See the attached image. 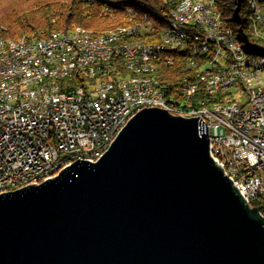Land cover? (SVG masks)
Wrapping results in <instances>:
<instances>
[{"label": "water", "instance_id": "1", "mask_svg": "<svg viewBox=\"0 0 264 264\" xmlns=\"http://www.w3.org/2000/svg\"><path fill=\"white\" fill-rule=\"evenodd\" d=\"M0 264H264V215L196 117L145 108L97 161L0 193Z\"/></svg>", "mask_w": 264, "mask_h": 264}, {"label": "bare ground", "instance_id": "2", "mask_svg": "<svg viewBox=\"0 0 264 264\" xmlns=\"http://www.w3.org/2000/svg\"><path fill=\"white\" fill-rule=\"evenodd\" d=\"M82 1L87 5L93 4L89 0ZM205 9L209 11V20L207 28H203V37H211V30L223 32L229 38L226 51L239 48L247 59L246 62H236V65L234 61L218 63L221 58L220 49H213L208 53V45H200L196 55H183L184 70L192 71L194 77L190 74L182 77L180 85L184 89L179 87L178 92L186 101L194 99L199 91L204 93L206 98L199 100V105L183 106L170 102L165 97L164 86L156 74L160 63L168 59L170 61L169 57L175 54H151L150 57L116 54L122 51L163 49L165 43L166 49H173L170 38H179L178 28H196L197 22H204V15L196 12ZM249 11L250 35L255 41L262 43L261 46L240 41L215 10L214 0H177L170 13L174 17L172 20L168 18L167 26L161 29H153L154 26L145 21L144 25L143 22H135L104 31L73 27L41 37L23 36L13 40L0 36V113L24 112L26 108H33L36 103L56 105L64 102L65 109H73L85 102V97H90L97 100L128 101V108L137 107L132 116L151 107L197 119L211 118V113L214 112L230 115L245 105L248 95L264 94V24L258 20L264 23V0H249ZM191 15H195V19L187 20L186 16ZM64 43H71V48H59ZM47 48H58L57 56L50 57ZM78 52L101 55L86 53L85 57L77 58ZM21 57L28 58L23 60ZM255 60L262 62V68H252ZM215 65L217 72H222V79L228 80V85L222 90L221 87H212L219 85L221 74L207 73ZM226 70L231 71L225 72ZM78 72L94 78V84L75 89L69 94L62 92V80ZM205 77L206 80H202ZM238 95H243L244 100H240ZM132 116H125L121 129ZM198 131L200 134V124ZM117 135L111 134L104 146L91 156V162L97 161L105 153ZM64 168L66 167L43 176V181L56 176ZM29 185H37V179H30ZM19 188L21 187L9 191Z\"/></svg>", "mask_w": 264, "mask_h": 264}, {"label": "built area", "instance_id": "3", "mask_svg": "<svg viewBox=\"0 0 264 264\" xmlns=\"http://www.w3.org/2000/svg\"><path fill=\"white\" fill-rule=\"evenodd\" d=\"M89 1L94 4L98 0ZM196 14L204 15V22H197L196 28H190L194 30L191 35L187 34L188 27L178 28L179 38H170V41H173V49H166L165 43L163 49L122 51L116 54L147 57L151 54L196 55L200 45H208V53L213 49H220L221 58L218 63L234 61L236 65V62H246L247 58L239 48L226 51L229 38L223 32L211 30V37H203L209 11L197 10ZM173 17L174 15H169V20ZM186 17L187 20L195 19V15ZM59 48H71V43H64ZM57 49L47 48L50 57L57 56ZM86 53L93 52H78L77 58L85 57ZM96 55L101 54H94ZM27 58L21 57L23 60ZM217 65L207 73L221 74L219 85L212 87H221L222 90L228 85V80L222 79V72H217ZM262 66V62L255 60L252 68ZM202 80H206V77ZM180 87L184 89V86ZM136 110L137 107L128 108V101L85 97V102L73 109H65L64 102L56 105L36 103L33 108H26L24 112L0 113V193L27 186L30 179H37L39 184L43 182V176L54 174L56 169L67 167L76 161L91 162V156L104 146L111 134L120 132L125 116H132ZM198 124L200 134L208 133L211 154L224 169L225 176L236 182L246 203L260 207L262 213L264 94H250L246 97L245 105L230 115L214 112L211 113V118H198ZM220 128L224 130V134L211 135L212 129Z\"/></svg>", "mask_w": 264, "mask_h": 264}, {"label": "trees", "instance_id": "4", "mask_svg": "<svg viewBox=\"0 0 264 264\" xmlns=\"http://www.w3.org/2000/svg\"><path fill=\"white\" fill-rule=\"evenodd\" d=\"M176 2L177 0H98L87 5L82 0H15V6L0 7V36L16 40L23 36H46L53 31L72 27L100 31L145 21L154 28L161 29L167 26ZM214 8L240 41L262 45L250 35L249 0H214ZM186 31L188 35L194 32L190 28ZM169 58L170 61L168 59L160 63L156 74L164 86L165 97L168 101L183 106L199 105V100L206 98L204 93L199 91L194 99L186 101L178 92L182 77L194 74L184 70V56L175 54ZM94 82V78L78 72L62 80L60 86L62 92L69 94ZM262 213L264 215V209Z\"/></svg>", "mask_w": 264, "mask_h": 264}, {"label": "rangeland", "instance_id": "5", "mask_svg": "<svg viewBox=\"0 0 264 264\" xmlns=\"http://www.w3.org/2000/svg\"><path fill=\"white\" fill-rule=\"evenodd\" d=\"M15 6V0H0V7H8V6ZM73 28V27H72ZM82 28V27H81ZM116 28V27H115ZM115 28H109V29H115ZM71 29V28H70ZM109 29H104V30H109ZM104 30H100V31H104ZM235 91V90H234ZM233 91V92H234ZM238 97L240 98V100H244V96L243 95H238ZM172 114V113H171ZM175 115V114H173ZM179 116V115H177ZM224 134V130L222 128L220 129H212L211 130V135L212 136H218V135H222Z\"/></svg>", "mask_w": 264, "mask_h": 264}]
</instances>
